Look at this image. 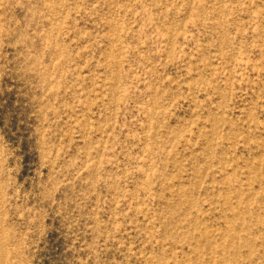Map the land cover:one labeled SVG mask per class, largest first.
I'll return each mask as SVG.
<instances>
[{"label":"rangeland","instance_id":"374dc122","mask_svg":"<svg viewBox=\"0 0 264 264\" xmlns=\"http://www.w3.org/2000/svg\"><path fill=\"white\" fill-rule=\"evenodd\" d=\"M0 264H264V0H0Z\"/></svg>","mask_w":264,"mask_h":264}]
</instances>
